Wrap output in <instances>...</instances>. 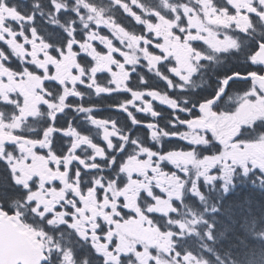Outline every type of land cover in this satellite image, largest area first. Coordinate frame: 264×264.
Instances as JSON below:
<instances>
[{
  "label": "snow or ice",
  "instance_id": "1",
  "mask_svg": "<svg viewBox=\"0 0 264 264\" xmlns=\"http://www.w3.org/2000/svg\"><path fill=\"white\" fill-rule=\"evenodd\" d=\"M0 264H264V0H0Z\"/></svg>",
  "mask_w": 264,
  "mask_h": 264
}]
</instances>
